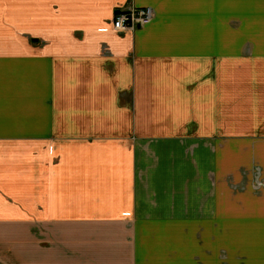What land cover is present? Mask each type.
<instances>
[{
    "label": "crops",
    "instance_id": "1",
    "mask_svg": "<svg viewBox=\"0 0 264 264\" xmlns=\"http://www.w3.org/2000/svg\"><path fill=\"white\" fill-rule=\"evenodd\" d=\"M0 264H264V0H0Z\"/></svg>",
    "mask_w": 264,
    "mask_h": 264
},
{
    "label": "built area",
    "instance_id": "2",
    "mask_svg": "<svg viewBox=\"0 0 264 264\" xmlns=\"http://www.w3.org/2000/svg\"><path fill=\"white\" fill-rule=\"evenodd\" d=\"M153 10L151 8L130 9V11L119 12L113 20L116 31L138 28L140 25H147L151 22Z\"/></svg>",
    "mask_w": 264,
    "mask_h": 264
},
{
    "label": "rangeland",
    "instance_id": "3",
    "mask_svg": "<svg viewBox=\"0 0 264 264\" xmlns=\"http://www.w3.org/2000/svg\"><path fill=\"white\" fill-rule=\"evenodd\" d=\"M131 9H134V8H131ZM125 11H130V9H128V10H119V11H117L116 13H115V15H114V19H115V16H116V14L117 13H119V12H125ZM152 19H153V17H152ZM152 21V20H151ZM145 26V25H144ZM143 25H140V27H138V28H130V29H126V30H123V31H117V32H127V31H134V30H137V29H139V28H141V27H144ZM113 28H114V25H113ZM114 30L116 31V29L114 28Z\"/></svg>",
    "mask_w": 264,
    "mask_h": 264
}]
</instances>
